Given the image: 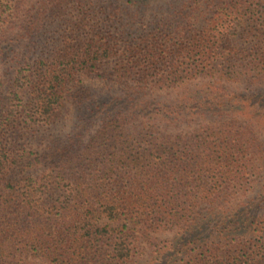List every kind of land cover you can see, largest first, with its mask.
<instances>
[{
	"label": "trees",
	"instance_id": "16d2710c",
	"mask_svg": "<svg viewBox=\"0 0 264 264\" xmlns=\"http://www.w3.org/2000/svg\"><path fill=\"white\" fill-rule=\"evenodd\" d=\"M0 264H264V0H0Z\"/></svg>",
	"mask_w": 264,
	"mask_h": 264
}]
</instances>
